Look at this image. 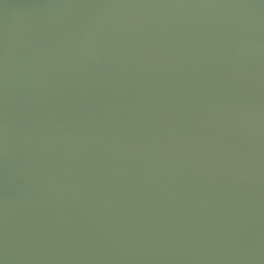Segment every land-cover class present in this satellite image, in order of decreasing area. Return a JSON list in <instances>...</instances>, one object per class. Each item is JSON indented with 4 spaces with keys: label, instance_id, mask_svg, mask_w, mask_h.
I'll return each mask as SVG.
<instances>
[{
    "label": "water",
    "instance_id": "water-1",
    "mask_svg": "<svg viewBox=\"0 0 264 264\" xmlns=\"http://www.w3.org/2000/svg\"><path fill=\"white\" fill-rule=\"evenodd\" d=\"M0 264H264V0H0Z\"/></svg>",
    "mask_w": 264,
    "mask_h": 264
}]
</instances>
